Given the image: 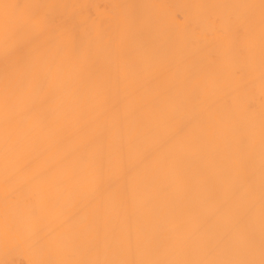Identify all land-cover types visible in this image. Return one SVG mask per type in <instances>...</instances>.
<instances>
[{"label": "bare ground", "instance_id": "6f19581e", "mask_svg": "<svg viewBox=\"0 0 264 264\" xmlns=\"http://www.w3.org/2000/svg\"><path fill=\"white\" fill-rule=\"evenodd\" d=\"M0 264H264V0H0Z\"/></svg>", "mask_w": 264, "mask_h": 264}]
</instances>
